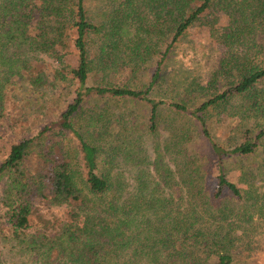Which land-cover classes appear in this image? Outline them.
<instances>
[{"label":"trees","instance_id":"trees-1","mask_svg":"<svg viewBox=\"0 0 264 264\" xmlns=\"http://www.w3.org/2000/svg\"><path fill=\"white\" fill-rule=\"evenodd\" d=\"M86 1L0 0V121L7 84L11 77L30 68V52L48 53L62 62V48L69 31L75 28L76 32L78 66L72 73L79 86L58 124L61 138L71 135L77 140L78 163L83 166L82 180L87 192L77 182L76 164L70 152L60 142L46 143L45 134L50 127L13 144L0 163V179H9L2 203L12 228L17 232L31 227L36 198L73 207L70 218L60 223L57 233H24V250L32 254L33 264H232V249L237 240L234 228H241L243 233L247 231L246 223L264 222V126L254 136L247 129L242 142L226 148L212 137L206 114L210 109H227L233 97L241 96L243 103L236 115L264 118V65L258 59L253 60L249 52L241 56L228 53L221 67L231 84L195 108L188 101L156 98L153 90L161 81L162 65L174 44L207 13L215 14L211 32L224 45L233 47L254 38L253 47L259 49V54L261 47L255 38L264 33V0H124L115 8L120 11L117 15L120 22L109 16V25L91 21ZM220 16L228 19V25L216 31ZM91 34H103L108 47L102 48L100 60L107 65L111 63L113 68L119 65L139 68L156 49L161 58L148 85L145 88L89 85L90 73L95 69L87 42ZM167 41L165 49L159 51V45ZM128 52L131 56L126 60ZM58 75L64 77L59 71ZM40 78L36 77L34 82L40 84ZM90 95L146 102L151 107L152 132L158 129L159 111L164 105L195 118L217 159L218 182L212 196L223 200L227 192L237 203L214 210L208 197L201 196V188L195 186L200 166L194 162L192 191L201 197L197 200L207 207L204 210L209 218L201 215L197 205L186 213L169 208L166 188L175 180L162 157L156 158L153 170L142 169L138 175L140 183L130 193L127 184L118 183L123 182L124 174L115 176L108 167L114 160L100 158L103 148L75 126L74 119ZM183 139L178 136L177 142ZM36 145L40 147L43 172L31 173L25 162ZM227 159L237 161L240 181L248 188L228 179ZM146 163L140 157L136 162L139 166ZM205 220L210 224L204 225ZM0 264H4L1 256Z\"/></svg>","mask_w":264,"mask_h":264},{"label":"rangeland","instance_id":"rangeland-1","mask_svg":"<svg viewBox=\"0 0 264 264\" xmlns=\"http://www.w3.org/2000/svg\"><path fill=\"white\" fill-rule=\"evenodd\" d=\"M122 1L124 0H87L89 18L99 25L103 22L109 25V16L119 21L117 15L120 11H115V8ZM214 21L215 14L207 13L189 29L182 40L174 44L172 53L162 65V78L153 90L154 97L188 101L189 106L195 108L231 84L229 76L222 72L221 67L228 53L233 52L231 55L241 56L249 52L253 60L258 59L264 65V33L255 38L261 47L258 54L259 49L253 47L254 38L246 39L233 47L224 45L211 32ZM227 25L228 19L220 16L215 26L216 31ZM75 39L74 28L69 31L66 46L62 48V62L48 53L30 52V68L22 75L10 78L5 89V104L0 121V163L7 157L13 144L32 138L45 127H50L51 130L45 134L46 143H61V146L70 152L76 164L77 182L87 192V186L82 180L83 166L78 163L77 140L71 135L61 138L58 124L61 114L72 103L79 86L72 73L78 66ZM104 41L103 34L88 36L90 58L95 68L90 73L89 85L145 88L151 80L157 62L160 61L159 52L154 49L148 57V62L139 68H133L131 65L113 68L111 63L107 65L100 60L102 48L108 47ZM167 43L168 41L160 44L159 51L164 50ZM248 46L252 48L248 50ZM112 53L110 50V54ZM117 54L124 55L118 52ZM130 56L131 53L128 52L125 59H130ZM58 71L63 73V78L59 77ZM38 76L42 80L40 84L34 82ZM242 103L243 98L235 96L227 109H210L206 114L212 137L226 148H232L242 142L247 129H250L251 136H254L264 126L263 117L246 118L235 114ZM159 112L158 129L152 132L149 128L151 107L146 102L90 95L85 99L82 111L76 116L74 123L91 142L103 148L100 158L114 160L108 167L115 176H119L118 173L124 174L123 182L118 183L127 184L130 193L134 192L140 183L138 175L144 168L153 170L156 158L162 157L166 167L169 166L172 179L175 180L166 188V202L169 208L172 206L186 213L197 205L201 215L205 219L209 218V214L204 210L207 207L197 200V197H201H196L192 191L194 162L200 166L195 186L197 184L201 188V196L208 197V202L214 206V210L217 208L218 211L219 206L226 204H236L237 201L230 198L227 192L223 200H215L212 196L218 182L217 159L211 143L202 134L198 121L192 116L178 114L165 105ZM178 136H183L184 141L177 142ZM40 155V147L34 146L25 162L26 169L31 173H37L38 170L43 172ZM139 157L145 158L147 163L141 166L136 164ZM225 166L228 179L243 189L248 188L247 184L240 181L241 170L235 159H227ZM8 182V177L0 179V256L4 264H33L32 254L24 250V233H57L60 223L70 218L69 213L73 211V207L57 206L36 198L30 217L31 227L16 232L8 221L7 210L2 203ZM203 223L209 225L210 221L205 220ZM245 225L247 231L243 233L241 228H234L236 231L233 233L237 240L232 249V264H264V222L255 220Z\"/></svg>","mask_w":264,"mask_h":264}]
</instances>
